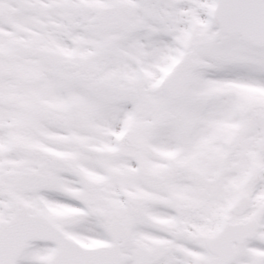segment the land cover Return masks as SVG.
<instances>
[{"label": "snow or ice", "instance_id": "1", "mask_svg": "<svg viewBox=\"0 0 264 264\" xmlns=\"http://www.w3.org/2000/svg\"><path fill=\"white\" fill-rule=\"evenodd\" d=\"M0 264H264V0H0Z\"/></svg>", "mask_w": 264, "mask_h": 264}]
</instances>
